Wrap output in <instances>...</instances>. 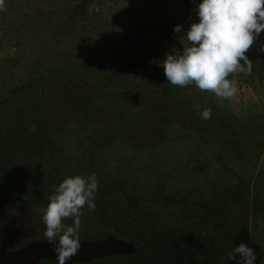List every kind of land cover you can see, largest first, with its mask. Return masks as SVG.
Segmentation results:
<instances>
[{"label":"trees","instance_id":"16d2710c","mask_svg":"<svg viewBox=\"0 0 264 264\" xmlns=\"http://www.w3.org/2000/svg\"><path fill=\"white\" fill-rule=\"evenodd\" d=\"M73 1L71 20L95 3ZM183 35L158 27L149 46L164 36L186 44ZM135 38L123 51L85 43L34 58L20 81L0 85V205L42 216L54 186L95 173L96 207L83 209L81 226L138 244L126 264H234L227 254L241 242L254 249L264 218V111L232 114L184 93L148 58L145 34Z\"/></svg>","mask_w":264,"mask_h":264},{"label":"rangeland","instance_id":"374dc122","mask_svg":"<svg viewBox=\"0 0 264 264\" xmlns=\"http://www.w3.org/2000/svg\"><path fill=\"white\" fill-rule=\"evenodd\" d=\"M7 2L8 7H11L8 12L9 20L0 19V85L7 83L11 77L17 76L14 80L20 81L22 74L31 68L34 58L45 64L49 60H57L63 55L78 52L85 43H96L99 47L122 51L139 46V38H135V33L145 34V41H149L145 45V53L149 55V59H154L162 65L166 53H179L186 44L172 46L169 37L164 36L162 44L149 46L155 39L157 28L161 27L169 33L179 24L182 26V32H185L188 24L198 20L194 9L201 0H95L94 4L88 6L86 13L82 14L84 17L75 20L68 16L69 10L75 5L73 0H5V8ZM3 14L5 13L0 11V16ZM262 47L264 31L246 53L253 61L254 70L251 74L241 73L229 77L237 81L239 89L238 94L230 100H220L212 93L200 91L195 85L179 88L186 94L199 92L201 95L213 97L232 114L245 116L262 112ZM256 227L260 235L254 236L256 244L252 249L256 255L262 256L258 264H264V218ZM89 230L91 229L81 226L80 240H95L106 235L123 239L118 234L104 229ZM43 232L42 216H31L28 209L22 205H0V252L16 250L30 241H47ZM90 235L99 236L91 238ZM258 239H261L260 243L257 242ZM128 258L129 255H115L89 263L107 264L108 261L109 264H126ZM39 264L55 262L42 260Z\"/></svg>","mask_w":264,"mask_h":264},{"label":"clouds","instance_id":"9594fccd","mask_svg":"<svg viewBox=\"0 0 264 264\" xmlns=\"http://www.w3.org/2000/svg\"><path fill=\"white\" fill-rule=\"evenodd\" d=\"M5 10V0H0V11ZM194 10L198 21L184 32L186 46L179 53H166L160 66L172 86L195 85L220 100H230L239 89L237 81L229 77L251 74L253 61L246 53L264 31V0H201ZM173 31L181 33L182 26L177 24ZM211 112L210 107H203L199 114L208 120ZM97 191L95 173L88 177L68 176L54 186L47 207L41 210L43 236L53 245L58 264H66L78 254L83 209L95 210ZM66 219H72L73 224H65ZM227 258L234 264H255L257 257L251 247L241 242Z\"/></svg>","mask_w":264,"mask_h":264},{"label":"water","instance_id":"95a60500","mask_svg":"<svg viewBox=\"0 0 264 264\" xmlns=\"http://www.w3.org/2000/svg\"><path fill=\"white\" fill-rule=\"evenodd\" d=\"M81 248L66 264L89 263L115 255H124L129 252L139 253L142 248L136 243L126 242L114 236H105L95 240H80ZM53 245L48 241H30L22 247L0 252V264H39L42 260H51L58 263L56 254L52 251ZM256 258L255 264L259 263Z\"/></svg>","mask_w":264,"mask_h":264}]
</instances>
